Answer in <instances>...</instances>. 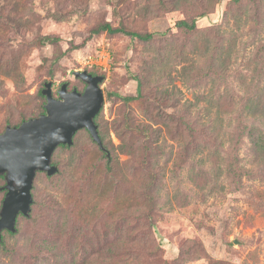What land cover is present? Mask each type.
Returning <instances> with one entry per match:
<instances>
[{
    "label": "rangeland",
    "instance_id": "1",
    "mask_svg": "<svg viewBox=\"0 0 264 264\" xmlns=\"http://www.w3.org/2000/svg\"><path fill=\"white\" fill-rule=\"evenodd\" d=\"M236 1L220 0L211 14L196 19L199 33L187 34L176 24L195 19L203 0H188V9L169 12L159 0H0V133L46 104L38 95L46 83H52L56 98L64 83L69 91L83 92L86 84L74 73L87 71L104 78L97 123L111 154L110 159L101 154L85 130L76 135L72 149L57 151L60 173L36 176L31 216L19 218L16 236L0 244V264H57L49 251L81 262L87 258L83 249L99 246L103 252L89 256L87 264H126L127 258L129 264H264V169L255 167L242 135L250 123L239 118L246 99L264 88V24L254 18L253 1L241 0V8ZM246 8L251 19L243 15L237 23ZM227 12L230 20L224 24ZM105 24L128 33L108 34L101 31ZM45 37L57 42L43 43ZM138 81L143 83L139 92ZM138 95L137 101L122 100ZM201 96L221 97L227 111L235 104L223 126L240 137L239 165H233L224 133L225 149L216 154L210 146L197 158L207 161L209 171L203 191L188 182L190 165L177 155L188 130L180 121V132L169 125L172 118L187 121L190 113L183 103ZM201 104L192 117L208 115L209 104ZM125 119L134 127L163 129L165 150H172L173 157L149 162L144 137L136 128L125 130ZM119 132L131 156L119 150ZM163 167L158 210L150 214L145 188L150 175ZM5 184L0 181V188ZM179 186L186 187L185 203ZM4 197L0 192V211ZM23 246L29 249L24 255ZM113 247L119 253L109 261L105 251Z\"/></svg>",
    "mask_w": 264,
    "mask_h": 264
},
{
    "label": "trees",
    "instance_id": "2",
    "mask_svg": "<svg viewBox=\"0 0 264 264\" xmlns=\"http://www.w3.org/2000/svg\"><path fill=\"white\" fill-rule=\"evenodd\" d=\"M159 1H160L162 9H164L168 12L171 10L172 11H178V10H184V9L186 10L189 7L188 0H174V1L173 0H170V1L169 0H159ZM204 1H205V3H204ZM219 1L220 0H203L202 5L199 6V9H198V12L195 16V19H193L192 21L180 20L179 22H177L176 27L178 29L186 32L187 34L199 33L197 26H196V19L205 17L208 14H211L212 11L215 9V7L219 4ZM251 1L254 2L255 8H256V10H255L256 12H253L254 18L256 19V21L259 20V24H264V14H260L262 11H264V0H251ZM241 2H242L241 0L236 1V3H239V6H238L239 8L242 7ZM243 15H244L245 19H251L250 12L246 8L245 12L242 15L236 16L235 19L237 20L236 21L237 23H239L240 21H243V18H244V17H242ZM229 20H230V12H227L225 15L224 24H227ZM214 29L216 31H219L220 27H216ZM101 31L107 32L108 34H117V33H121V32L128 33L123 29L114 28L110 24L103 25L101 27ZM130 35H132L133 37L134 36L139 37V38L146 40V41H151L153 39V36L151 34L142 36V35H139L136 33H130ZM56 42H57V39H55L53 37L43 38V43L55 44ZM234 46L235 45L233 44L230 48H228L230 50L227 51V57L225 59L227 66H228V62L231 61L233 54H235V50H233ZM216 49H219V48L217 47ZM216 61L217 60L214 56L213 57V63L215 64ZM215 67L218 69L216 64H215ZM142 84H143L142 81H138V92L140 91ZM179 93L183 95L181 90L179 91ZM38 95H39V97L42 98L44 103H46V97L42 94V91H40ZM139 96L140 95H138L137 97H124V98H122V100L125 101V103H130L132 101H137V99L140 98ZM169 97H171V95H169ZM165 100L167 101V99H165ZM203 102H207L209 104V107H207V109H208L207 114L208 115L206 117H202L200 115H197L195 118L192 117L191 116L192 109H201L202 108L201 103H203ZM44 106L45 105H41L39 110L37 111V113L34 115H30L29 117H27V115H22L19 122L15 123L11 127H18L23 122H25L29 119H32V118H36L39 115L45 113ZM211 106L213 108H211ZM232 106H233V108H235V104L234 103L232 104V102H231L230 109L227 111L223 105L221 97L216 98L214 100H212V99L203 100L202 96H201V97L195 99V101H193V102L186 100L183 103L182 108L184 109V111L186 113H190V114H188V116H186L188 119L187 121H185L183 118L182 119L180 118V120H176V119L171 117L172 122H170L169 125L173 124V126H175L178 129V132H180V130H179L180 125L188 130V133H187L188 135H185L186 137L184 136V134H182L183 140L185 141L184 142V148L181 150L180 153L177 152V155L180 154L179 158H181V159L184 158L186 160V162L189 163L190 166H189L188 173H187V180L189 183L194 185V187L197 186L196 188L200 191H203L204 189H206V180L205 179L207 178L209 171L206 167L207 161L204 160L203 157H201V158H199V160H198L199 163H198L197 158L201 156L203 151L209 150L210 146L216 147V154H217L218 148L225 149L226 142L223 141L224 134L228 135L230 153L232 155L234 154L232 157L234 159L233 165H239V160L235 155H237L239 152L240 139H238V138H240V137H238L236 133L227 134L225 129H224V126H223V122L226 120L227 114L233 113ZM99 114L95 118V124L98 126L99 135H100V138L102 139L103 144H104V136L102 135V133L100 131V127L97 123V118H98ZM239 118L243 119V121L245 123L246 122L248 124L250 123L249 126H247L243 129L242 135L246 136L249 143H250V151L252 152L255 167H257V168L261 167L264 169V88H261L260 90L254 92L251 96H249L246 99V101L244 102V104L240 108ZM248 120L251 122H249ZM179 121L182 122L180 125L178 124ZM257 122H258V124H257ZM164 125H166L165 122H164ZM123 126H124V129L127 131H133L136 128L137 131L141 133V135L145 139L147 148H148L149 153H150L149 154L150 155L149 162L152 161L153 165H157L161 161V158L164 155L168 154L170 158L173 157V155H172L173 151L172 150H170L169 152H166V150H165L163 135H162L163 129L156 127L155 124H150V125L144 124L142 126L138 125L137 127H134L133 124L131 123V119H125L123 122ZM82 130L87 131L86 129H82ZM82 130L78 131L76 133V135L78 133H80ZM2 132H4V131H2ZM119 133H121V134H119L120 141H121V145L118 147L119 150L121 151L122 154L131 156L133 154V152L129 151L128 150L129 146L128 145L126 146V143H124L123 132H119ZM76 135L73 138V145H74V139H75ZM176 138H177V136H175V139ZM93 142L98 146V148L100 150L99 145L94 140H93ZM73 145L72 146L60 145V146H58V148L54 152L53 157H52V164L58 168V172L56 175H58L60 173V169L58 167V165H60V163L57 162L56 160H54L55 153L57 151L62 152L64 150H70L73 148ZM104 146L106 147L105 144H104ZM100 153L105 154L101 150H100ZM207 156L212 157L210 154H207ZM110 158H111V154H110ZM110 158H108V159H110ZM194 164L200 166V170H196ZM218 170H221V166H218ZM42 173H44V172H38L37 175L42 174ZM164 173H165V167H163L156 174H151L150 180L147 183V187L145 188L148 191L146 200L149 204V213L150 214H151V212H154V210H158V201L160 199L159 195L161 193L160 189H162L161 188L162 187V181L161 180L164 176ZM44 174H46V173H44ZM56 175H54V176H56ZM54 176H52V177H54ZM197 179H199V180L197 181ZM0 181H5L4 176H0ZM179 182H180V180H179ZM179 185L182 187L181 182L179 183ZM180 186L178 188L177 194L181 195L180 199H181L182 203L183 202L185 203L188 199L186 194H185L186 187L181 188ZM0 192L4 193V195L6 194L5 190H1ZM32 193H33V191H32ZM33 205H34V203H33ZM31 212H32V210H31ZM130 215H132V214H130ZM30 216H31V213H30ZM21 217L28 218V217H25L23 215H19L18 219ZM18 219H17V223H18ZM16 227H17V225H16ZM16 234H17V232L11 233L7 230L3 231L1 239H0V244L5 245L6 236L15 237ZM150 234H152L151 231H150ZM31 247L35 248L33 246V244H31ZM133 247H137V246L135 245ZM39 248L41 249V246ZM20 250H21L22 255L29 252V249L27 247H24V246ZM90 251H88L87 249L82 250L83 257L87 256V258L83 259V261H81V262H77L75 260L74 256H71V258L66 259V258L60 257L58 254H53V251H49L47 253H49L50 255H52L54 257L53 259L56 261L57 264H87L86 261L89 258V256H91L92 254L99 255V254H101V252H103V246H99L97 248H91ZM105 252L109 256V261L112 260V258H114L115 256H118L117 254L119 253L118 250H116L114 247L111 249L108 248ZM7 255H8V257H12L13 253L9 252ZM119 259L122 260V257H120ZM130 261H129V263H130ZM99 262L103 263L106 261H105V259L100 258ZM124 262L127 264L128 258L124 259ZM109 264H111V262H109ZM167 264H169V263L167 262Z\"/></svg>",
    "mask_w": 264,
    "mask_h": 264
},
{
    "label": "water",
    "instance_id": "3",
    "mask_svg": "<svg viewBox=\"0 0 264 264\" xmlns=\"http://www.w3.org/2000/svg\"><path fill=\"white\" fill-rule=\"evenodd\" d=\"M74 76L86 84L83 92L76 88L69 91L64 83L56 98L52 83H46L42 90L46 97L45 113L18 127L7 126L0 134V176L6 181L0 188L6 191L0 211V239L5 230L17 232L19 215L30 217L37 173L44 172L49 177L57 174L53 154L60 145L72 146L78 131L86 129L100 150L110 157L95 124L105 101L101 88L104 78L87 71L75 72Z\"/></svg>",
    "mask_w": 264,
    "mask_h": 264
},
{
    "label": "flooded vegetation",
    "instance_id": "4",
    "mask_svg": "<svg viewBox=\"0 0 264 264\" xmlns=\"http://www.w3.org/2000/svg\"><path fill=\"white\" fill-rule=\"evenodd\" d=\"M92 75V74H91ZM93 76H95V75H93ZM86 88V87H85ZM85 90V89H84Z\"/></svg>",
    "mask_w": 264,
    "mask_h": 264
}]
</instances>
